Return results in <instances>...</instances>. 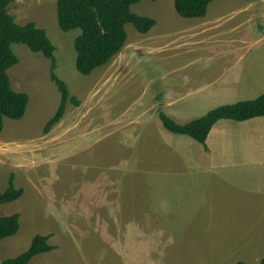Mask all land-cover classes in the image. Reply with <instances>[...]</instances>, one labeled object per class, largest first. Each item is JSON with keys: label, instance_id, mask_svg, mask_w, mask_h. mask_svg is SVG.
Masks as SVG:
<instances>
[{"label": "rangeland", "instance_id": "rangeland-1", "mask_svg": "<svg viewBox=\"0 0 264 264\" xmlns=\"http://www.w3.org/2000/svg\"><path fill=\"white\" fill-rule=\"evenodd\" d=\"M223 2L226 11L238 5L237 0ZM174 4L143 0L132 11L154 18L158 27L179 18L173 39L184 44L196 19L180 17ZM9 10L19 25L34 22L46 30L57 48L56 73L81 105L69 104L62 121L45 134L61 101L50 79L51 62L25 45H13L19 63L8 71L11 85L30 102L22 120L5 119L0 193L14 175L25 195L0 209L2 217H21L17 236L0 244V262L26 252L36 235H51L54 250L31 264H260L264 232L256 227L262 220L264 166L256 151L247 147L239 157L242 166L231 167V157L237 158L231 148L241 150L242 141L226 132L234 138L214 143L213 136L210 157L195 160L205 154L199 153L205 145L167 131L159 118L158 93L150 88L156 72L151 53L125 63L117 56L83 76L74 46L80 31L60 30L57 0H13ZM126 31L130 45L142 37L131 24ZM211 50L194 49L184 59L198 56L200 68L201 55ZM252 54L264 56V48L255 47ZM133 70L131 77H120ZM207 109L188 113L184 122ZM217 198L228 205L224 212Z\"/></svg>", "mask_w": 264, "mask_h": 264}, {"label": "crops", "instance_id": "crops-1", "mask_svg": "<svg viewBox=\"0 0 264 264\" xmlns=\"http://www.w3.org/2000/svg\"><path fill=\"white\" fill-rule=\"evenodd\" d=\"M223 1H214L210 14L209 7L204 18L196 19L190 24L189 42L181 44L173 39V32L182 22L175 17L160 27L157 21L156 27L149 34L136 37L132 45L127 43L117 57L118 62L125 63L131 58L142 59L147 52L154 56L156 72L150 80V88L157 90L159 110H167L178 124H187L202 117L184 122L190 112L205 107H208L207 111L210 112L222 106L254 100L264 94V56L252 54L255 47L264 48V0H237V7L228 11L224 9ZM257 24L261 31L255 29ZM205 47L212 50L201 55L200 68L195 64L198 56L184 59L194 49L197 51ZM186 48L188 49L185 53ZM175 60H178L179 64L171 65ZM133 73L134 70L128 71L120 77L126 79ZM235 124L243 126L228 129ZM226 132L239 134L242 141L241 150L238 146L231 148L237 153V158L230 159L231 167L242 166L239 157L247 147L256 151L260 156L258 162L264 166V117L245 122L219 121L209 135L207 147L204 146V149L199 151L205 154H198L194 159L202 161L203 157H210L208 143L213 136L214 143H219L224 137L228 141L234 138L226 135ZM159 146L161 144L152 151H157ZM214 201L220 211L224 212L228 205L221 198ZM260 208L262 220L256 229L264 232V203Z\"/></svg>", "mask_w": 264, "mask_h": 264}, {"label": "trees", "instance_id": "trees-1", "mask_svg": "<svg viewBox=\"0 0 264 264\" xmlns=\"http://www.w3.org/2000/svg\"><path fill=\"white\" fill-rule=\"evenodd\" d=\"M141 1L143 0H57L60 30L63 33L80 31L74 46L77 53L76 69L81 75L90 76L121 54L128 43L127 25H133L143 35L157 25L155 19L137 15L132 11V7ZM214 1L216 0H175L174 6L180 17L200 19L207 15L208 8ZM12 2L13 0H0V136L4 130L5 119L22 120L30 102L26 93L16 92L12 88L8 74L19 63L12 49L15 44L25 45L31 52L40 53L51 62L50 79L58 88L61 101L57 113L45 126L44 133L48 134L62 121L69 104L79 107L81 101L71 95L67 84L56 73L57 48L49 39L46 30L39 28L34 22L19 25L10 14ZM260 117H264V94L254 100L216 108L187 124H178L166 113L159 111V118L167 131L190 137L205 146L219 121L245 122ZM24 195V189L16 188L15 176L12 175L6 191L0 193V209L5 204L20 200ZM20 219L19 214L0 216V244L7 238L17 236L21 229ZM50 239L51 235H36L26 252L0 264H31L39 255L54 250L49 243ZM260 264H264V258Z\"/></svg>", "mask_w": 264, "mask_h": 264}]
</instances>
